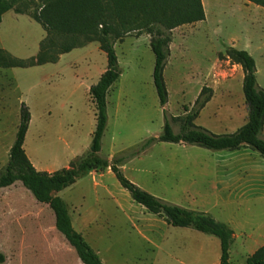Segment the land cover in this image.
Listing matches in <instances>:
<instances>
[{
  "label": "rangeland",
  "instance_id": "374dc122",
  "mask_svg": "<svg viewBox=\"0 0 264 264\" xmlns=\"http://www.w3.org/2000/svg\"><path fill=\"white\" fill-rule=\"evenodd\" d=\"M200 2L204 13L206 10L204 21L171 31L170 55L163 72L168 93L165 108L159 105L152 82L150 35L137 37L133 31L115 42L120 76L106 95L107 124L99 155L126 158L121 166L123 176L143 191L167 203L207 213L229 226L239 235L230 264H246V256L237 255L238 243L249 225L264 222V200L241 196L264 191L263 157L244 147L210 151L164 142H155L129 157L149 138L161 134L166 119L184 115V108L192 110L203 87L210 88L212 96L195 125L219 135L233 133L246 122L242 69L219 57L227 47L250 54L255 61L257 87L264 89V8L246 0ZM150 4L158 17L172 16L191 6L189 0H150ZM41 6V0L16 5L30 14ZM18 21L10 28L5 20L0 28V49L4 45L17 55L9 53L13 57L28 59L37 53L44 30L26 16ZM16 40L22 42L18 50ZM86 45L62 54L58 65L39 68L2 67L8 57L0 51V171L8 162L22 103L30 113L23 148L37 171L67 168L71 160L88 151L96 123L89 87L106 70L107 59L98 42ZM70 62L88 69L87 100L80 94L71 95ZM173 130H179L178 124H173ZM53 194L65 202L72 227L103 264L219 262L216 237L172 227L148 213L132 201L109 169L91 171ZM0 253L5 256L1 264H82L56 229L48 205L38 203L19 181L0 188Z\"/></svg>",
  "mask_w": 264,
  "mask_h": 264
},
{
  "label": "trees",
  "instance_id": "16d2710c",
  "mask_svg": "<svg viewBox=\"0 0 264 264\" xmlns=\"http://www.w3.org/2000/svg\"><path fill=\"white\" fill-rule=\"evenodd\" d=\"M19 1L24 0H0V23L2 16L7 11L13 10L19 14L29 15L42 26L46 36L40 42L39 52L35 58L22 61L5 53L8 62H3L2 67L28 68L56 63L62 54L90 42L99 43L100 51L106 55L107 67L98 81L89 88V95L95 108L96 123L88 151L71 160L67 168L54 172L37 171L23 149L30 113L22 103L19 125L9 149L8 162L0 171V188L9 187L19 181L38 203L48 205L54 214L56 229L75 250L82 264H103L99 256L72 227L65 202L53 193L73 185L91 171L102 173L109 169L120 186L128 192L132 201L148 213L162 218L172 227L190 228L216 237L220 244L218 264H230L229 250L234 233L226 224L216 221L207 213L167 203L143 191L123 176L121 166L126 158H103L99 155L107 124L106 95L120 76L114 50L115 42L133 31L137 37L142 34L150 35L149 47L154 55L152 82L159 105L165 108L168 93L163 72L170 55L171 31L185 24L204 21L205 13L200 0H189L191 6L188 9L167 17H158L153 11L150 0L141 2L138 0H41L40 10L32 14L17 9L16 5ZM247 1L264 8V0ZM137 12L139 17L138 15L135 17ZM79 40L80 42L77 43ZM219 57L231 64L239 65L242 69V93L248 109L246 122L233 133L219 135L195 125L194 121L212 96V90L203 87L192 110L184 108V115L166 119L161 134L149 138L138 151L129 155L130 158L145 151L155 142L193 145L210 151H235L244 147L264 158L262 136L264 89H258L256 84L255 61L247 51L234 47H227ZM175 123L179 126L177 132L173 130ZM4 261L5 256L0 253V264ZM246 264H264V245L246 259Z\"/></svg>",
  "mask_w": 264,
  "mask_h": 264
},
{
  "label": "crops",
  "instance_id": "0c3cea01",
  "mask_svg": "<svg viewBox=\"0 0 264 264\" xmlns=\"http://www.w3.org/2000/svg\"><path fill=\"white\" fill-rule=\"evenodd\" d=\"M205 15H206V10H205ZM21 16H26V17H28V19L30 21L36 22L29 15L19 14V13H16L15 11H13V10H10V11H7L2 16V21L0 23V28L4 24L5 20H7L9 22L10 28H13V25L15 23H17L19 17H21ZM18 23H19V21H18ZM45 36H46V32L44 31V34L42 35V37L38 41V51H37V53L34 56H32V57H30L28 59H19V58L13 57L12 55H14V54L12 53L11 49L9 47L4 46V45H2V48L0 49V51H3L4 53L8 54L12 58H15V59H18V60H22V61H27V60H30V59L35 58L37 56V54L39 52L40 42L44 39ZM16 41H17L16 50H18L19 48L22 47V42L18 41V40H16ZM86 46H84V47H86ZM9 53L12 54V55H10ZM14 56H17V55H14ZM61 59H62V55L59 56L58 61L56 63H48V64L58 65L60 63ZM48 64H44V65H48ZM44 65L34 66L33 68L43 67ZM237 66L240 67L239 65H237ZM68 67L72 68V72L69 75L70 76L69 82H70L71 95L80 94V98H84L85 100H87L88 99V69H80L76 62H70ZM28 68H32V67H28ZM242 79H243V77H242ZM42 98H43V95H42ZM25 137H26V135H25ZM23 146H24V144H23ZM37 170H39V169H37ZM253 192H254V194H252V195H249V196H246V197L245 196H241V199H246V200H250V199L264 200V191L259 190L258 193H256L257 190H254ZM242 236H243V238H241L239 243H238L237 255L239 256V258H243V256H246V258H248L258 248H260L261 246L264 245V222H261V223H258V224H254V225H252V224L249 225L248 233L246 235L242 234ZM238 237H239V235L234 233L233 241H232V243L230 245V250H229L230 258L232 256V252H233L234 241Z\"/></svg>",
  "mask_w": 264,
  "mask_h": 264
}]
</instances>
